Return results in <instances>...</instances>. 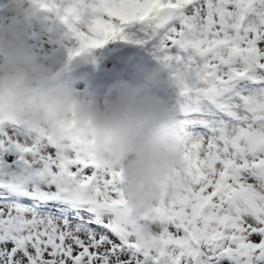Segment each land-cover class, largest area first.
Instances as JSON below:
<instances>
[{
  "label": "snow or ice",
  "instance_id": "6c2138e0",
  "mask_svg": "<svg viewBox=\"0 0 264 264\" xmlns=\"http://www.w3.org/2000/svg\"><path fill=\"white\" fill-rule=\"evenodd\" d=\"M78 46L134 25L159 39L183 129L182 187L144 245L120 175L54 140L0 126V264H264V0H34Z\"/></svg>",
  "mask_w": 264,
  "mask_h": 264
},
{
  "label": "clouds",
  "instance_id": "9594fccd",
  "mask_svg": "<svg viewBox=\"0 0 264 264\" xmlns=\"http://www.w3.org/2000/svg\"><path fill=\"white\" fill-rule=\"evenodd\" d=\"M14 15L35 19L34 0H9ZM68 61L34 51L14 25L0 28V126L19 127L25 140L76 142L101 168L120 175L124 222L140 243L152 242L155 209L182 187L178 158L183 129L174 105L153 94L158 72L138 70L102 94L77 92Z\"/></svg>",
  "mask_w": 264,
  "mask_h": 264
},
{
  "label": "rangeland",
  "instance_id": "374dc122",
  "mask_svg": "<svg viewBox=\"0 0 264 264\" xmlns=\"http://www.w3.org/2000/svg\"><path fill=\"white\" fill-rule=\"evenodd\" d=\"M59 9L66 7L70 0H55ZM35 19L27 20L22 15H14L11 11L9 0H0V28L14 25L27 39L29 46L49 60H62L73 62L82 58L86 62L77 72L68 75L76 81L77 92L96 89L100 94L112 83L118 80L133 81L138 70H153L158 72L161 81L158 89H153L156 94L174 105L175 90L171 86L169 72L159 62V39L148 40L139 26L125 29V40H113L102 48L93 49L88 55L76 56L68 60L70 49L78 46L70 38L66 26L60 22L59 13L43 10L34 2ZM127 47H136L138 57L130 63H117L111 56Z\"/></svg>",
  "mask_w": 264,
  "mask_h": 264
},
{
  "label": "water",
  "instance_id": "95a60500",
  "mask_svg": "<svg viewBox=\"0 0 264 264\" xmlns=\"http://www.w3.org/2000/svg\"><path fill=\"white\" fill-rule=\"evenodd\" d=\"M137 57V50L134 48L126 49L120 53H117L113 56V59L122 63H126L128 61H132ZM82 61H76L74 64L68 65V73H72L76 70H79L83 66ZM67 73V74H68Z\"/></svg>",
  "mask_w": 264,
  "mask_h": 264
}]
</instances>
